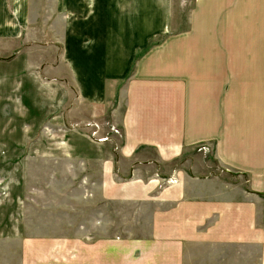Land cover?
Segmentation results:
<instances>
[{
    "label": "rangeland",
    "instance_id": "1",
    "mask_svg": "<svg viewBox=\"0 0 264 264\" xmlns=\"http://www.w3.org/2000/svg\"><path fill=\"white\" fill-rule=\"evenodd\" d=\"M191 5L0 0V264H264V225L253 227L245 203L205 207L229 192L186 183L192 158L195 175L223 172L209 150L156 135L140 151L123 146L139 135L125 130L117 85L136 48L170 38ZM158 247L174 260L141 257Z\"/></svg>",
    "mask_w": 264,
    "mask_h": 264
},
{
    "label": "crops",
    "instance_id": "2",
    "mask_svg": "<svg viewBox=\"0 0 264 264\" xmlns=\"http://www.w3.org/2000/svg\"><path fill=\"white\" fill-rule=\"evenodd\" d=\"M143 36L138 31L135 43ZM160 38L152 46L136 48L139 57L130 61L124 85H117L125 130L139 135L136 141H122L123 146L134 143L140 151L139 144L152 143L150 137L156 135V141L165 143L170 137L178 148L192 153L209 150L206 157L223 172L213 179L208 172L195 175L190 158L183 170L186 183L220 184L229 193L214 191L211 203V197L199 201L205 207H221L237 197L246 212L254 213L253 227L264 225V0H192L170 38ZM133 39L124 40V46ZM125 149L131 147L124 148L129 155ZM119 158L113 157V162ZM146 160L159 166L156 160ZM201 160L204 169L206 162ZM139 162L143 161L131 164ZM108 219L111 223L110 215ZM53 241L59 244L60 239ZM169 244L162 247L179 246ZM141 252L147 259L152 253L174 260L173 250Z\"/></svg>",
    "mask_w": 264,
    "mask_h": 264
}]
</instances>
